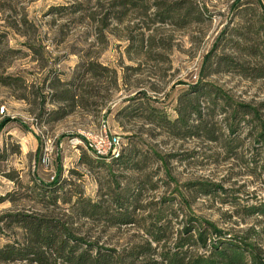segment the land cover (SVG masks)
Here are the masks:
<instances>
[{"label":"rangeland","instance_id":"rangeland-1","mask_svg":"<svg viewBox=\"0 0 264 264\" xmlns=\"http://www.w3.org/2000/svg\"><path fill=\"white\" fill-rule=\"evenodd\" d=\"M103 122L121 146L98 161ZM261 132L264 0H0V248L31 244L25 217L166 264L204 222L264 257ZM36 252L0 264H62Z\"/></svg>","mask_w":264,"mask_h":264},{"label":"trees","instance_id":"trees-1","mask_svg":"<svg viewBox=\"0 0 264 264\" xmlns=\"http://www.w3.org/2000/svg\"><path fill=\"white\" fill-rule=\"evenodd\" d=\"M203 89H201L202 91ZM200 91V93H201ZM245 108V106H240ZM197 118H199V111L191 108ZM247 112L251 114L250 111L244 110L241 112L242 115ZM255 116V111L252 110ZM182 114V113H181ZM187 115L178 116L177 120L170 121L171 126H181L186 124L185 118ZM168 121L167 119H165ZM233 132V131H232ZM264 145V132H261L258 136ZM94 158L98 161L102 159ZM117 161V160H115ZM97 207V206H96ZM254 212V211H252ZM255 212L264 216V205L259 206L255 209ZM121 218V221L125 222L126 219ZM114 219V218H113ZM112 220V219H111ZM193 220H190L191 224ZM18 224L23 228L32 233V240L29 246L23 248H16L13 245H5L0 248V260L3 261H13L15 259L25 260L33 258L39 262H45L43 255L36 252L37 248L41 247H52V250L57 255L62 262V264H119L117 260H113V256L108 253H99L95 257L91 256L88 250L82 249L81 240L74 238L68 229L61 228L59 226L53 225L47 221L34 220L31 221L25 217H20L17 219ZM193 233L191 232L189 226H187L184 237L175 244V248L172 253H162L159 254L162 258L166 257V264H264V257H261L257 253L255 247L252 244L246 243L242 238H236L223 234L212 224L198 222L194 225ZM162 231H157L152 235L153 239H157L162 235ZM72 242L69 245V242ZM196 248L197 250H202L201 253L189 254L190 248ZM135 255L148 254V251H141L139 248ZM17 259V260H18ZM31 260V259H30Z\"/></svg>","mask_w":264,"mask_h":264},{"label":"built area","instance_id":"built-area-1","mask_svg":"<svg viewBox=\"0 0 264 264\" xmlns=\"http://www.w3.org/2000/svg\"><path fill=\"white\" fill-rule=\"evenodd\" d=\"M120 144V138L111 136L107 123L103 122L100 131L95 133L90 141L87 142L86 149L93 156L108 160L119 156Z\"/></svg>","mask_w":264,"mask_h":264}]
</instances>
